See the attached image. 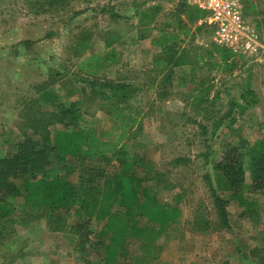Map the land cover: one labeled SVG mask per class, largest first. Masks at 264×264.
Segmentation results:
<instances>
[{"label": "rangeland", "instance_id": "1", "mask_svg": "<svg viewBox=\"0 0 264 264\" xmlns=\"http://www.w3.org/2000/svg\"><path fill=\"white\" fill-rule=\"evenodd\" d=\"M240 1L257 29L261 47L254 56L228 50L225 59L215 49L212 30L199 22L202 17L188 0H66L65 4L0 0V156L14 151L23 132L32 133L26 125L29 116L55 119L59 105L69 108L72 103H80L77 113L88 127L108 130L116 139L123 121L113 115L110 99L96 94L84 100L91 91L86 81L124 82L135 88L124 112L134 121L118 147L152 162V174L161 180L145 181L142 186L155 192L157 201L177 205L180 216L153 240L149 254L143 246L148 239L123 243L128 253L119 255V264H135L132 256L150 264H264V194H252L260 207L257 221L229 202L227 230L218 225L204 180L209 174L215 185L213 164L233 146L242 150L239 137L247 142L258 138L259 125L264 123V0ZM181 4L183 13L178 10ZM112 34L118 39L109 42L107 49L114 50L115 62L96 76L80 71L77 64L83 58L107 51ZM169 34L177 37L170 41L175 56L182 55L187 63L155 68L153 59L161 55V47L154 41ZM79 41L86 46L75 56ZM247 87L254 91L257 103L244 110L234 107L232 127L228 119L213 132L214 122L228 111L230 101L241 102L239 96ZM43 91L53 100L43 101L39 96ZM47 129L53 141L55 127L49 124ZM108 156L111 164L87 160V165L75 164L67 176L77 185L90 171L82 168H91L88 177L103 187L117 166ZM178 158L177 165L171 163ZM60 165L57 156L50 155L46 167ZM135 175L141 173L135 170ZM17 203L14 220L0 224V264H85L83 258L92 263L102 257V251L81 257L67 235L50 232L43 218L26 216ZM195 218L206 219L208 228H197ZM74 219L68 218L67 223ZM139 222L145 224V219ZM101 224L93 218L92 231Z\"/></svg>", "mask_w": 264, "mask_h": 264}, {"label": "trees", "instance_id": "2", "mask_svg": "<svg viewBox=\"0 0 264 264\" xmlns=\"http://www.w3.org/2000/svg\"><path fill=\"white\" fill-rule=\"evenodd\" d=\"M34 1L39 2L40 0ZM44 1L51 4L57 0ZM60 1L65 4L66 0ZM191 7L199 17L205 15L194 6ZM178 10L183 13L182 4ZM192 18L191 15L190 19ZM188 33L189 30L185 24V35ZM176 38L169 34L154 41L161 47V55L153 59L155 68H165L169 63L177 65L187 63L182 55L175 56L176 50L170 41ZM117 39L118 35L112 34L111 40L106 42V49L108 44L114 43ZM78 45L75 56H80L84 51L83 47L86 46L80 44V41ZM215 49L221 51L225 59L229 57L228 50L219 46ZM114 62V50L107 49L102 54L83 58L77 67L88 75L96 76L105 66ZM171 74H167L165 79H170ZM59 76L62 75L59 74ZM86 85L91 91L89 96L84 98L85 101L92 100L96 94L111 100L115 110L113 115L120 117L123 121L120 128L121 133L113 139L108 130L88 127L82 121L84 120L83 115L77 113L76 105L80 103H72L69 108L59 105L56 111L58 114L53 115L55 119L29 116L26 125L32 128V133L23 132V136L15 143L14 151L6 156H0V224L4 225L5 221L14 220V215L19 209L18 201L23 206L26 216L43 218L50 232H62L67 235L69 242L73 244V249L81 253V257L82 254L88 256L91 253L102 251V257L92 263L83 258L85 264H119V255L128 253L123 243L131 238L148 239L143 246L149 254L153 247V240L177 222L180 211L177 205L157 201L155 192L142 186L141 183L145 181L161 180L156 174H152V162L137 152L127 154L123 148L118 147L120 137L134 121L124 112L129 109L125 104L135 88L129 83L99 82L96 79L87 80ZM39 96L43 101L53 100L52 95L46 91ZM239 97L241 102L230 101L228 111L214 122L213 132L228 119L230 122L227 125L229 128L232 127L234 120L231 115L234 107L244 110L257 103L254 91L248 87ZM49 124L55 127L53 141L47 129ZM259 130L260 135L252 142L239 137L238 143L242 150L233 146L213 164L216 173L215 185L211 183L209 174L204 176L220 228L229 230L231 227L229 202L236 203L241 208L243 216L254 221L259 218L260 207L252 198V194H264V123L259 125ZM37 135L39 138H36ZM109 153L114 157L117 166L114 172L105 179L103 187L98 186V183H93L88 177L93 172L91 168L85 170L82 166L83 171H90L85 178H80L81 181L77 185L67 176V173L73 171L75 164L77 166L87 165V160H94L102 165L111 164ZM52 154L57 156L58 164L61 163L60 166L46 167ZM180 161L178 158L172 160L171 163L177 165ZM60 168L64 170V173L60 172ZM135 170H138L141 175L136 176ZM95 171L100 172L101 169L97 168ZM84 183H87L86 186ZM114 206L117 209L112 211ZM72 216L76 219L68 224L67 220ZM93 218L102 221L100 229L96 232L91 229ZM141 218L145 219V224L139 222ZM194 224L207 229L209 223L206 219L197 220L195 218ZM1 231L2 229L0 230V241L3 237ZM92 234L95 236L94 240L90 238ZM262 237H264V231H262ZM132 259L135 264L151 263L150 260L139 257L132 256Z\"/></svg>", "mask_w": 264, "mask_h": 264}, {"label": "built area", "instance_id": "3", "mask_svg": "<svg viewBox=\"0 0 264 264\" xmlns=\"http://www.w3.org/2000/svg\"><path fill=\"white\" fill-rule=\"evenodd\" d=\"M188 3L205 13L199 22L212 30L215 45L233 53L258 55L259 35L245 16L240 0H188Z\"/></svg>", "mask_w": 264, "mask_h": 264}]
</instances>
